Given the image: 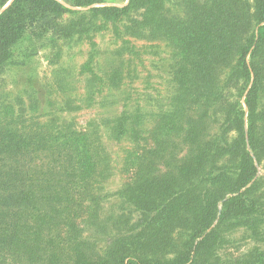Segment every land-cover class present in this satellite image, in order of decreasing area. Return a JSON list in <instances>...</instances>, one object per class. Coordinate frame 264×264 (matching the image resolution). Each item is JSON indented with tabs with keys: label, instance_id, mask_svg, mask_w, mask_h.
<instances>
[{
	"label": "trees",
	"instance_id": "1",
	"mask_svg": "<svg viewBox=\"0 0 264 264\" xmlns=\"http://www.w3.org/2000/svg\"><path fill=\"white\" fill-rule=\"evenodd\" d=\"M97 4L69 2L92 18L127 22L134 38L168 41L171 110L128 153L132 181L120 191L128 210L102 223L90 215L104 224L91 241L81 239L91 222L80 219L107 198L110 170L96 133L0 119V264H264V0ZM68 13L57 0H13L0 13V70L28 30L68 33ZM141 122L118 119L115 139L138 135ZM241 225L255 248L229 257L227 232ZM102 237L104 252L91 253Z\"/></svg>",
	"mask_w": 264,
	"mask_h": 264
},
{
	"label": "rangeland",
	"instance_id": "2",
	"mask_svg": "<svg viewBox=\"0 0 264 264\" xmlns=\"http://www.w3.org/2000/svg\"><path fill=\"white\" fill-rule=\"evenodd\" d=\"M3 1L0 13L13 2L1 8ZM57 1L72 10L61 20L71 30L57 35L33 28L13 43L10 60L0 70V119L26 116L33 127L40 124L63 132L89 129L96 133L109 157L110 170L101 188V196L107 198L96 206L88 204L80 219V223L91 222L81 234V239L91 241L97 226L104 224L98 225L90 215L98 214L102 223L119 209L129 208L120 192L132 181L127 156L149 142L157 115L171 110L177 90L172 78L176 60L166 39L134 38L128 34L127 22L102 21L90 16V8L72 7V0ZM129 1L101 0L94 7L122 8ZM178 1L164 0L172 8H177ZM136 116L142 120L136 125L139 134L115 139L118 119L131 122ZM172 142L178 143L177 138ZM259 169L264 174V165ZM227 235L229 257L241 258L255 248L244 225ZM105 240L93 242L91 253L104 252Z\"/></svg>",
	"mask_w": 264,
	"mask_h": 264
}]
</instances>
